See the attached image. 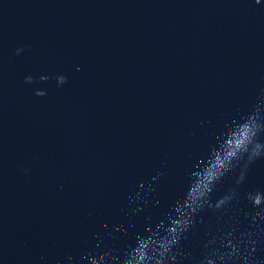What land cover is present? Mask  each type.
I'll list each match as a JSON object with an SVG mask.
<instances>
[{"label": "water", "instance_id": "water-1", "mask_svg": "<svg viewBox=\"0 0 264 264\" xmlns=\"http://www.w3.org/2000/svg\"><path fill=\"white\" fill-rule=\"evenodd\" d=\"M257 105L264 0H0V264H87L138 233L159 239L192 169ZM232 188L226 210L197 213L183 264H199L233 220L238 237L264 232L245 196L264 190V156L242 159L212 200Z\"/></svg>", "mask_w": 264, "mask_h": 264}, {"label": "clouds", "instance_id": "clouds-1", "mask_svg": "<svg viewBox=\"0 0 264 264\" xmlns=\"http://www.w3.org/2000/svg\"><path fill=\"white\" fill-rule=\"evenodd\" d=\"M262 0H255L260 4ZM28 45L16 48V54L19 55ZM80 70V65L76 66ZM46 74L39 76L40 80H48ZM34 76L28 74L24 77L25 83H32ZM57 86L67 82L68 76L64 73L55 75ZM37 96H44L47 90L37 88ZM243 130L242 132L240 130ZM264 132V108L257 107L247 115L241 116L240 120L233 125L227 126L222 134V139L208 152L207 160L200 168H193L190 174L185 195L182 202L178 203L175 214L169 217V223L163 227V235L159 239H154L151 235L145 237L140 233L136 235L135 243L124 248L120 254L110 255L113 252L111 247L105 251L94 250L87 255V264H183L184 252L180 249V241L184 234L195 224L197 213L207 206L218 210H226L231 206L234 199H239V193L236 188L230 189L224 195L215 201L212 200V193L221 181V179L237 167L242 159H247L250 163L253 160L264 156V141L258 139V135ZM25 172L28 169H24ZM156 177L154 176L153 179ZM245 179V171H241L236 178V185L242 183ZM248 203L254 209H258L257 215L264 220V190L256 189L248 191L246 194ZM136 199H144L139 192L136 193ZM132 207V200L128 201ZM133 213L135 208H132ZM250 214V213H249ZM255 216L249 221L253 224ZM117 231L123 229L122 224L113 226ZM160 228V225H157ZM238 228L236 220H233L229 231L225 235L214 237L205 245V255L200 259L199 264H236V261H242V264H264L259 257L255 256L258 246L264 244V232L255 230H245L239 237L235 235ZM152 225H147L145 231L151 232ZM158 234V233H157ZM218 245L208 251V246ZM241 245L247 255L241 253ZM179 253V258H178ZM235 258V259H234ZM60 264V261H57ZM72 264H76L72 261Z\"/></svg>", "mask_w": 264, "mask_h": 264}]
</instances>
